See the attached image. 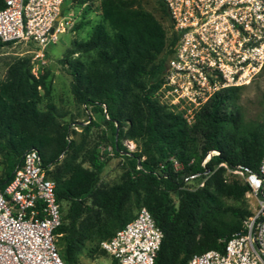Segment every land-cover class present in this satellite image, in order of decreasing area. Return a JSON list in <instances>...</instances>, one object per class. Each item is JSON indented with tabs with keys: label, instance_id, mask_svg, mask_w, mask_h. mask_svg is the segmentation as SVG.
I'll list each match as a JSON object with an SVG mask.
<instances>
[{
	"label": "trees",
	"instance_id": "obj_1",
	"mask_svg": "<svg viewBox=\"0 0 264 264\" xmlns=\"http://www.w3.org/2000/svg\"><path fill=\"white\" fill-rule=\"evenodd\" d=\"M159 4L168 17L161 0ZM99 7L101 19L90 35L74 38L61 60L71 75L74 101L102 113L115 152L126 150L122 138L139 140L140 148L127 152L119 181L100 186L107 157L101 158L95 148L84 150L83 141L69 136V122L59 119L62 113L53 102L39 107L46 76L32 73L28 56L18 57L0 81V189L22 153L36 148L55 180L61 208L55 232L65 264L77 261L88 239L110 236L140 206L162 230L154 264H187L194 252L223 249L251 212L245 197L249 185L228 178L225 167L216 164L225 161L229 167L257 171L264 150V117L245 121L238 103L241 85H232L213 92L188 122L156 97L174 41L162 22L138 0H100ZM8 43L0 41V46ZM210 149L218 153L203 166L200 160ZM171 157L180 168H174ZM205 168L211 172L204 185L187 189L183 176Z\"/></svg>",
	"mask_w": 264,
	"mask_h": 264
},
{
	"label": "built area",
	"instance_id": "obj_2",
	"mask_svg": "<svg viewBox=\"0 0 264 264\" xmlns=\"http://www.w3.org/2000/svg\"><path fill=\"white\" fill-rule=\"evenodd\" d=\"M0 41H23L41 54L65 29V0H1ZM168 14L169 44L163 81L156 96L191 122L216 90L248 83L264 63V0H161ZM217 149L200 160L204 166ZM174 168L181 163L171 157ZM192 161V159H191ZM224 166L249 185L250 214L223 249L194 252L187 264H264V150L257 171ZM211 170L183 176L187 189L204 185ZM61 223L55 180L36 148H27L9 182L0 189V264H65L55 232ZM162 230L145 206L113 234L99 241L109 264H154Z\"/></svg>",
	"mask_w": 264,
	"mask_h": 264
},
{
	"label": "rangeland",
	"instance_id": "obj_3",
	"mask_svg": "<svg viewBox=\"0 0 264 264\" xmlns=\"http://www.w3.org/2000/svg\"><path fill=\"white\" fill-rule=\"evenodd\" d=\"M138 1L162 22L168 33V17L163 16L159 0ZM63 5L67 13L65 29L41 54H37V46L23 41L0 46V81L5 78L7 67L14 59L28 56L32 73L46 76V88H40L39 107L44 108L47 101L53 102L62 113L59 119L69 122V136L77 142L83 141L84 150L95 148L101 158L107 157L106 164L99 174L98 184L109 186L120 180L127 162V152L138 150L140 143L139 140L122 138L121 142L126 150L115 152L110 140V128L103 120L102 113L91 105L74 101L70 90L71 75L61 58L74 38H87L92 25L101 19L100 0H87L82 3L77 0H65ZM86 55L80 52L73 53V56L82 58ZM156 97L163 103L167 100L163 94ZM238 103L245 121H260L264 117V63L248 83L240 86ZM83 165L88 166V162L84 161ZM1 166L0 162V168ZM225 174L228 178L232 177V173L228 171H225ZM171 197L176 202V194L171 193ZM74 264H109V256L100 249L99 239L95 237L86 241Z\"/></svg>",
	"mask_w": 264,
	"mask_h": 264
}]
</instances>
